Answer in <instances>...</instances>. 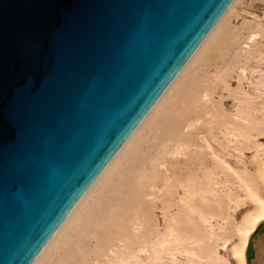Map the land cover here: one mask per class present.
Segmentation results:
<instances>
[{
  "label": "water",
  "instance_id": "obj_1",
  "mask_svg": "<svg viewBox=\"0 0 264 264\" xmlns=\"http://www.w3.org/2000/svg\"><path fill=\"white\" fill-rule=\"evenodd\" d=\"M233 1L0 0V264L34 261Z\"/></svg>",
  "mask_w": 264,
  "mask_h": 264
},
{
  "label": "bare ground",
  "instance_id": "obj_2",
  "mask_svg": "<svg viewBox=\"0 0 264 264\" xmlns=\"http://www.w3.org/2000/svg\"><path fill=\"white\" fill-rule=\"evenodd\" d=\"M239 2L31 264H249L264 224V15L234 30ZM255 248L264 264L263 236Z\"/></svg>",
  "mask_w": 264,
  "mask_h": 264
},
{
  "label": "rangeland",
  "instance_id": "obj_3",
  "mask_svg": "<svg viewBox=\"0 0 264 264\" xmlns=\"http://www.w3.org/2000/svg\"><path fill=\"white\" fill-rule=\"evenodd\" d=\"M264 15V0H240V2L237 4L236 12L231 17V25L233 26L234 30H241L242 27L246 22H250L256 17H263ZM246 36V33L244 34ZM262 51L264 52V37L262 38ZM257 62V59H253L252 63L254 64ZM262 68H264V61L261 63ZM214 66H211V69H213ZM240 72H236L234 78H232V82H234V86L238 84ZM245 85L248 88V81L245 80ZM251 90V89H250ZM261 99V98H259ZM226 103H228L229 107L233 104V98L232 97H226L225 99ZM264 141V138L263 140ZM250 155V154H249ZM230 158V160L233 162V156H227ZM160 212V210H158ZM162 217V214H159Z\"/></svg>",
  "mask_w": 264,
  "mask_h": 264
}]
</instances>
